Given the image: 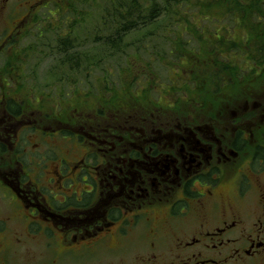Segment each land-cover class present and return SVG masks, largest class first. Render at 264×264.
<instances>
[{
    "label": "flooded vegetation",
    "instance_id": "1",
    "mask_svg": "<svg viewBox=\"0 0 264 264\" xmlns=\"http://www.w3.org/2000/svg\"><path fill=\"white\" fill-rule=\"evenodd\" d=\"M53 2L0 0V74L8 75L0 79V193L10 222L23 224L13 243L43 240L50 264L67 255L106 260L85 264H264V106L242 107L234 81L232 104L197 113L182 111L190 102L179 88L164 104L149 87L133 105L126 88L113 102L96 86L90 106L69 101L55 112L43 94L31 107L8 71L31 54L7 51ZM8 224L0 216V236L10 235Z\"/></svg>",
    "mask_w": 264,
    "mask_h": 264
},
{
    "label": "rangeland",
    "instance_id": "2",
    "mask_svg": "<svg viewBox=\"0 0 264 264\" xmlns=\"http://www.w3.org/2000/svg\"><path fill=\"white\" fill-rule=\"evenodd\" d=\"M145 1L147 0H140V3L144 5ZM156 1L160 6V11L156 14V18L144 23L139 22L137 24L138 30H132L127 35H122L121 41L119 40L120 46L117 49H108L104 45L106 38L117 28L118 22H113V20L110 21L109 19L106 20L105 16L107 15L105 11L109 7L106 8L103 1L56 0L52 5L58 2L60 5H64L63 10L57 9V6H52L51 4L48 5L52 11L51 14L45 8L39 9L33 19V23L30 25L29 33L15 47L7 51V53L16 51L31 54L29 59H13L11 66L14 69H8L9 73L15 74L17 79L15 82L10 83L17 86L15 87L16 95L25 97L27 105L39 107L36 102L37 98L39 97L41 99L42 104L43 98L41 96L46 94L50 100H48L49 102L45 100V106L52 107L55 112H59L63 103L67 104L69 101H75L81 104L85 102V104L89 105L93 102V99L90 97L94 94L97 95L98 91L96 86L106 87L105 90H101L102 98L111 97L110 99H114L120 94L119 92L126 88L123 85L128 82L130 87L127 88V96H129L130 102L133 105L139 101V98L136 97L140 95L145 86L153 90L150 91H152L154 99L159 98L161 95H168L167 91H177L178 87L176 85L180 82L178 80L179 76L174 75L177 71L171 72L167 69L169 63L171 64V62L176 61H174V54L171 50L173 46L177 47L175 44L176 34L179 33L181 35V49L183 46L187 50H193L194 53L198 52V50H203L207 54L213 49V43L215 44V41L213 42V40L208 38L209 33L221 34L227 32V34L230 33V35L235 36V31L231 27L232 24L229 23L231 21L230 16L225 18L223 22L229 26L224 30L221 27L222 25L210 23L207 21L208 19L198 20L196 17L199 11L198 8L188 9L185 8L183 3L181 6L175 7L174 4H177L176 2L179 0ZM212 9L215 10L216 8ZM172 11H176L178 14L180 13L184 19L183 22L177 21L173 16L175 14L172 15ZM103 23H106L105 29L102 27ZM185 23H188L190 26L188 29H185ZM202 30L205 31L207 36H201L200 39L199 36ZM226 37L227 35H225ZM64 39L70 43L65 53L61 52L58 47L59 41ZM64 54L65 56H63ZM231 55L233 56L234 54ZM65 57L71 61L75 60L74 64L82 63L81 67L76 68L78 72L74 73L73 77L70 78L67 73L63 74L62 61L65 60L63 59ZM219 59L220 62H228L222 57ZM2 62L0 60V64ZM57 68H62L60 75H58L59 73L53 72ZM34 72H36V75L34 76V80H32L31 77ZM241 73V75H244L247 72L242 71ZM258 73V76L254 73L256 76H252V81H243L242 79L240 91H235V96H240L242 107H247V109L255 106L259 108L264 106V69ZM56 74L57 76H55ZM99 74H106V79L101 82L100 77L102 76ZM46 75V79L48 80L55 79L50 87L43 86L46 85ZM0 79H8V75L5 72L1 73ZM35 80L40 87L38 90L34 89L36 86L34 85ZM55 82L56 85L60 84L62 86V98L58 97L54 91ZM22 85H26V88L22 89L21 87L19 89L18 86ZM65 85H74L73 87L77 92H74L73 87L68 88L70 86ZM226 86L227 82L221 88L222 92H227L228 89H231L230 84L228 87ZM158 90L160 91L158 92ZM177 96L180 98L183 96V92H177L175 97L177 98ZM229 97L231 96L227 95L225 96L226 99L223 100L224 102L227 101L225 106L232 104ZM166 101H168L167 96L164 99L162 98V104ZM238 104H235V111L240 107ZM27 105L25 106L28 107ZM195 106L197 107L192 108L188 106L182 111H190L193 109L191 112L197 113L209 108V104L207 103ZM136 107H132L130 111L139 112L142 110H134L133 108ZM245 108L243 111H245ZM159 109L164 110L163 108ZM198 117L203 116L199 115ZM137 126L141 128L140 125ZM3 163V160L0 159V165ZM8 202L7 197H3L0 193V216L8 219V229L11 230L6 232L5 236L10 234L6 238L0 236V256L6 257L4 258L6 259L5 264H50L55 255L43 249V240L32 238V241L27 245L29 247L28 249L13 243L14 241H12L13 238L11 237L14 236L12 229H22L23 224L20 221L17 223L10 222V205ZM8 236L11 237V241L7 238ZM11 242L12 248H9ZM36 256L37 258H35ZM97 258L98 260L95 261ZM97 258H76L67 255L62 256L58 264L106 262L103 256Z\"/></svg>",
    "mask_w": 264,
    "mask_h": 264
},
{
    "label": "trees",
    "instance_id": "3",
    "mask_svg": "<svg viewBox=\"0 0 264 264\" xmlns=\"http://www.w3.org/2000/svg\"><path fill=\"white\" fill-rule=\"evenodd\" d=\"M101 1L105 3L106 8L109 7L105 11L106 20L118 22L117 28L105 40L104 45L108 49H117L120 46L119 40L121 41L122 35H127L132 30H138L137 24L139 22L151 21L156 18V14L160 11V6L156 0H147L144 5L140 3V0ZM176 3L174 4L175 7L181 6L183 3L185 8H198L199 11L196 15L198 20L208 19L207 21L210 23L222 25L224 30L229 26L223 22L225 18L230 16L231 21L229 23L232 24L231 27L235 31V36L230 35V33L227 34V32L209 33L208 38L213 42L215 41V44L213 43V49L207 54L203 50L194 53L193 50H187L183 46L181 49V35L176 34L177 42L175 41V44L177 47L173 46L171 49L174 54V61H176L169 63L167 69L171 72L177 71L174 75L179 76L180 82L176 86L188 94L185 102L190 103L187 106L197 107L195 106L197 105L196 102L215 105L225 100V96L231 95V89H228L227 92L221 91L224 83L227 82L226 87H228L229 84L232 86L235 81V91L239 92L242 79L243 81H252V76L255 74L258 76V72L264 69V0H179ZM212 8L216 9L213 10ZM109 15L110 17H108ZM172 15L177 21L183 22L184 19L180 13L172 11ZM185 24V29H188L190 26L188 23ZM105 26L106 23H103L104 29ZM225 35H227L226 38ZM201 36H207L204 30L199 36L200 39ZM68 46L70 43L66 39L59 41L58 47L61 52L65 53ZM221 57L228 62H220L219 58ZM63 59H65L62 61L63 74L67 73L69 78L73 77L74 73L71 71H77L76 68L81 67L82 63L74 64L75 60L71 61L66 57ZM185 59L186 61H184ZM242 71L247 73L241 75ZM102 78L104 77H100V79ZM123 86L126 87L127 91L130 84L126 82ZM253 86L255 87V85ZM112 100L114 102L116 99Z\"/></svg>",
    "mask_w": 264,
    "mask_h": 264
}]
</instances>
